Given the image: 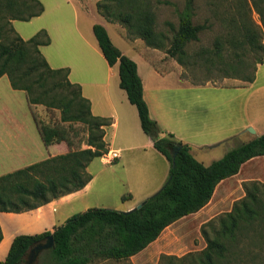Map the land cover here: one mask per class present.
<instances>
[{"label": "trees", "instance_id": "1", "mask_svg": "<svg viewBox=\"0 0 264 264\" xmlns=\"http://www.w3.org/2000/svg\"><path fill=\"white\" fill-rule=\"evenodd\" d=\"M191 3L189 0L172 37L156 31L155 15L148 10L147 0H103L98 10L110 21L124 24L131 36L142 39L148 47L166 49L182 66L189 58H198L204 67L221 72L224 79L244 82L240 87L252 84L258 66L264 65V32L253 20V13L258 14L264 26V0H241L240 7L230 9L228 16L214 9V18L221 21L223 32L212 48H203L195 55H189L188 47L200 41L207 26L194 24ZM44 10L39 0H0V78L7 76L13 89L24 91L32 109L41 105L48 111H60L59 122L39 121L40 133L46 146L65 142L71 151L1 176L0 212L33 211L84 189L93 179L89 165L110 150L105 137L111 119L93 115L81 85L71 82L69 68L50 66L40 50L51 44L48 33L41 30L24 40L13 26V21L29 22ZM93 33L109 66L119 64L120 88L136 107L143 132L170 162L168 180L140 209L124 212L94 207L73 215L53 232L15 237L0 264H26L30 249L51 235L55 248L41 254L42 264L127 261L154 243L166 228L207 206L217 186L237 175L243 164L264 156V134L237 146L209 166L192 155L191 146L174 140V135L161 138L162 131L150 117L144 99L137 63L113 43L105 26L95 24ZM76 123L85 128V138L80 137ZM83 142L88 148L74 150ZM243 186L245 196L234 203L232 210L203 227L205 249L183 257L163 256L162 264H229L241 249L246 232L264 240V183L250 181ZM2 239L0 227V243Z\"/></svg>", "mask_w": 264, "mask_h": 264}, {"label": "crops", "instance_id": "2", "mask_svg": "<svg viewBox=\"0 0 264 264\" xmlns=\"http://www.w3.org/2000/svg\"><path fill=\"white\" fill-rule=\"evenodd\" d=\"M70 1L67 0L69 3ZM90 10L100 17L96 9H50V12L45 9L41 16L26 22L28 24L38 22L36 23L38 27L33 30L31 36L22 35L19 28H17L16 24L22 21H13V26L24 40L31 39L41 30L48 33L51 44L40 47L42 54L52 68L70 69V80L72 83L81 85L83 96L91 102L93 115L111 119L112 124L106 128L105 141L112 149L115 144L114 138L116 137L118 124L122 116H126L127 105H125V101L117 102L114 98L116 91L113 89V85L120 87L119 64L110 67L97 40L95 41L80 28V12L87 14ZM47 12H49V18L43 20L42 18ZM89 38L92 40H89ZM70 39L91 49L94 52L92 54L97 56L100 61L105 60L107 67L102 72L98 71L95 66L97 64L94 62L95 65H89L90 69L85 71L87 79L75 82L72 80V66H53L49 54L51 57L57 55V57L55 56L56 59L62 63L63 51L65 45H71ZM50 47H55V49L50 50ZM46 50H50L48 56L45 53ZM145 51L136 50L137 56L132 58L138 65V73L143 82V95L149 107L150 117L157 122L159 129L162 131L161 138L169 134L174 135V140L191 146L192 155L196 157L194 152L215 150L230 144L231 142L228 140L233 137L238 138L235 142L238 141L240 143L238 146H240L264 134V65L258 66L255 81L245 87L196 85L186 80L176 87L174 85L168 86V80L173 75H177L182 79L181 75L178 72L158 70L152 61L144 55L143 52ZM139 60L144 61L147 65L148 74L145 78L141 74ZM86 86L91 87L94 93L97 92L98 94L100 92L99 95L101 96L98 95L101 104H98L99 111H96L95 96L86 95ZM47 111L41 105L32 109L24 91L13 89L7 76L0 78V177L49 158L65 155L71 151L65 142L50 146L45 145L40 133L38 114H46ZM33 113L36 114L37 119H35ZM130 113L132 120V117L135 118V116L133 111H130ZM49 122L46 121V123ZM249 128L254 129L255 134L248 132ZM109 129L115 130L112 136L107 134ZM136 134L130 133L125 144L112 149L119 152L120 158L113 162L111 166L116 162L118 164L110 168H121L120 171L115 169L114 172H120L127 178L124 190L128 196L125 194L122 196L127 198L123 200L124 203L121 208L125 212L133 210L154 193H157L167 182L170 172V162L156 150L152 138L147 135V139H144ZM86 148L88 146L83 142L80 147L76 145L74 150ZM149 156H153L155 161L158 160L163 163L165 171L164 173H158L156 169L154 177L150 176L149 180H146L142 173L150 169L144 164L149 162ZM197 160L206 166L213 163ZM94 161L88 167V172L93 179L84 189L54 200L33 211L25 213L0 212V227L3 233V239L0 243V262L6 259L15 237L19 235H37L46 231L53 232L56 227L64 224L73 215L85 212L93 207L90 203L86 204L82 198L92 190L93 184L97 180V174L91 170ZM149 166L151 167V165ZM262 172H264V156L251 159L242 165L237 175L223 180L217 186L214 196L207 206L195 214L180 219L168 228L178 222L187 220L197 222L199 226L208 223L223 212L226 205H229V200L232 199V193L235 190L243 191L244 183L259 181L258 174ZM219 191L221 192V198L216 200ZM238 193L240 194V192ZM244 196L245 193L243 192L238 199H232L231 210L234 203ZM231 210H227V212ZM163 233L145 250L131 257L132 264H162L161 258L163 256L183 257L187 254L180 255L178 251L171 250H177L176 248L164 246ZM205 248L206 245L198 249L196 247L190 253L199 252Z\"/></svg>", "mask_w": 264, "mask_h": 264}, {"label": "rangeland", "instance_id": "3", "mask_svg": "<svg viewBox=\"0 0 264 264\" xmlns=\"http://www.w3.org/2000/svg\"><path fill=\"white\" fill-rule=\"evenodd\" d=\"M40 1L42 2L45 9H48L49 12L50 9H96L100 17L97 14H94L92 10H90V12L87 14H84L82 11L80 12V28L86 34H88V36H91L96 41V38L92 31L93 25L101 24L105 26L113 43L130 58H132L133 56H137L136 50H146L145 52H143L144 55L152 61V63L158 70L162 72H178L181 75L183 80L179 78V76L173 75L168 80V86L174 85L177 87L180 84H183L184 80L196 85L210 84L216 87H237L244 85V82L239 80L224 79L221 72L213 68L204 67L200 60H197L198 58H189L187 60V64L185 66H182L175 58H172L167 54L166 49H154L148 47L142 39L131 36L124 24L117 21H110L107 16L103 14V11L98 10V4L103 0H71L70 3L67 2V0ZM147 1L150 5V9L148 10H150L155 15L156 31L158 33H164L169 37H172L174 32H176V30L179 28L181 14L188 8L189 0ZM240 5L241 0H192L191 12L194 14V24H204L207 26V29H205L200 34L199 42L192 43L188 47L189 55H195L196 53H199L203 48H212L216 37L221 32H223L224 27L221 21L214 18V9H220L218 11L220 15L224 14L228 16V14L230 13V9H238ZM49 12H47V14L43 16V20L49 18ZM253 20L259 27L262 28V31L264 32V26L260 16L256 13H253ZM33 23L34 24L19 22L16 24V26L17 28H19L22 35L31 36V34H33V30L38 27V24H36L38 22ZM225 24L228 23L225 21ZM89 40L92 39L89 38ZM70 44V46L65 45L63 51L64 56H62V63H60V61L56 59L57 55H55L56 57L54 55L53 57H51V55L49 54V58L53 66H72L73 81L78 82L87 79L85 71L90 69L88 67L89 65L92 64V66H94V62H96L97 64L95 66L98 68V71L102 72L105 67H107V63L105 62V60L102 58L103 60L100 61L97 56L92 54L94 52L91 49L87 48L84 44L75 40L73 41V39H70ZM55 47H50L49 49H55ZM50 50L45 51L47 56L48 51ZM243 53L244 52L239 51V54ZM249 57L252 56L249 55ZM150 69L151 68L149 67V70ZM140 70L142 76H144L145 78L148 74V68L144 61H140ZM85 88L86 95L95 96L96 111H99L98 104H101L99 103L98 95L100 92L98 94L97 92H92L93 89L89 86H86ZM113 89L116 91V93H114L115 101H125L127 110L126 116L123 115L118 124L116 133L115 130H107V134L112 136V133H115L116 135V137L114 138L115 144L113 145L112 149L120 146L121 144H125L130 133H137L136 135H139V137L147 139V135L142 130L139 114L136 107L129 102L127 94L123 90H121L119 86L115 87L113 85ZM130 111H133V115L135 116V118L132 117V120ZM60 115L61 113L59 110H52L47 111L46 114H38V117L41 122L46 123V121H50L52 123H55L60 121ZM75 126L80 132V137L85 138L87 135L85 128L79 123H76ZM238 144H240L238 143V141L231 142L230 144L224 145L215 150H210L207 152H194L196 156L195 158L205 163H211L223 158L229 151L236 148ZM153 158V156H149V162L144 163L150 168L143 171L142 173L143 177L146 180H149L150 176H152V178L154 177L156 169L158 173H164L165 171L164 164L158 160L155 161ZM111 164L112 163H103L100 159L94 161L91 170L95 174H97V180L95 184H93L92 190L86 193L82 199L85 200L86 204L90 203L91 206H93L92 208L97 207L123 211L121 209L124 203L122 196H124V194L127 195L126 191L124 190V184L126 183L127 178H125V176L120 172H117L118 170L120 171L121 168H110L117 165L118 162L114 163L113 166H111ZM149 165H151V167ZM115 169L117 170L116 172H114ZM258 178L259 182L264 183V172L258 174ZM238 192H240L241 195L243 194V192L245 193L244 186L243 191L235 190L232 193L233 200L240 197V194ZM220 195L221 192L219 191L216 196V200H219L221 198ZM232 199L229 200V205H226L223 208L224 211L212 220L217 221L221 215L227 213V210H231ZM206 224L207 223H204L203 225L199 226L197 222L194 223L191 220L178 222L174 226L165 230V232L163 233L162 238L165 240L163 245L171 248H176L177 250H171L178 251L180 255H185V253L188 254L196 247L197 249L202 248L206 245V240L202 232V229ZM206 230L209 231L210 227L208 226ZM245 234L246 235L242 240L241 249L237 250V254L233 255L234 259H231L229 264H264V240L255 237V234L253 232H246ZM200 243H202V245H200ZM164 262L165 261H163L162 263ZM35 264L42 263H40L39 260ZM92 264H132V261L130 259L127 261L96 260Z\"/></svg>", "mask_w": 264, "mask_h": 264}, {"label": "water", "instance_id": "4", "mask_svg": "<svg viewBox=\"0 0 264 264\" xmlns=\"http://www.w3.org/2000/svg\"><path fill=\"white\" fill-rule=\"evenodd\" d=\"M248 132L255 134V130L252 128L248 129ZM162 137V135H161ZM176 158V153H173V160H175ZM145 203L142 202L141 204H139L137 207H135L133 210H137L140 209L143 204ZM131 210V211H133ZM52 248H55V242H54V237L51 235L50 237H48L47 239H45L44 241L35 244L29 251L28 255H31L37 262L39 261V258L41 256V254L47 250H50Z\"/></svg>", "mask_w": 264, "mask_h": 264}, {"label": "built area", "instance_id": "5", "mask_svg": "<svg viewBox=\"0 0 264 264\" xmlns=\"http://www.w3.org/2000/svg\"><path fill=\"white\" fill-rule=\"evenodd\" d=\"M120 158V154L118 151L116 150H112L110 149L107 153H105L102 157H101V161L103 163H106V164H110V163H113L115 162L117 159Z\"/></svg>", "mask_w": 264, "mask_h": 264}, {"label": "flooded vegetation", "instance_id": "6", "mask_svg": "<svg viewBox=\"0 0 264 264\" xmlns=\"http://www.w3.org/2000/svg\"><path fill=\"white\" fill-rule=\"evenodd\" d=\"M36 262L37 261L31 255L26 257V264H35Z\"/></svg>", "mask_w": 264, "mask_h": 264}, {"label": "bare ground", "instance_id": "7", "mask_svg": "<svg viewBox=\"0 0 264 264\" xmlns=\"http://www.w3.org/2000/svg\"><path fill=\"white\" fill-rule=\"evenodd\" d=\"M251 116V115H250Z\"/></svg>", "mask_w": 264, "mask_h": 264}]
</instances>
